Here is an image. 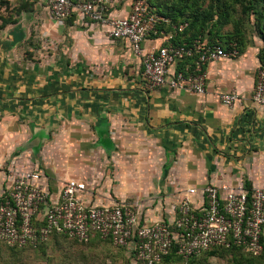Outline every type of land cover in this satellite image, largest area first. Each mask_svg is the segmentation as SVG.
<instances>
[{"label": "crops", "instance_id": "0c3cea01", "mask_svg": "<svg viewBox=\"0 0 264 264\" xmlns=\"http://www.w3.org/2000/svg\"><path fill=\"white\" fill-rule=\"evenodd\" d=\"M132 1L108 0V16L126 17ZM22 2L32 9L0 29V197L10 189L12 173L37 171L53 201L66 181L75 180L87 186L80 195L86 205L135 203L120 184H133L138 162L142 166L156 156L167 195L156 205L138 202L150 222L165 219L192 188H264V107L253 101L259 39L237 58L206 65L203 95L168 85L153 88L128 42L107 38L103 27L77 14L57 28L44 0H0V12ZM37 29L44 31L40 39L50 37L48 44L35 42ZM176 35L167 26L151 33L143 53ZM189 69L187 61L177 63L167 80ZM230 92L238 94L232 108L220 101ZM24 119L34 127L29 135ZM35 133L45 138L39 155L29 144Z\"/></svg>", "mask_w": 264, "mask_h": 264}, {"label": "built area", "instance_id": "2783aa9c", "mask_svg": "<svg viewBox=\"0 0 264 264\" xmlns=\"http://www.w3.org/2000/svg\"><path fill=\"white\" fill-rule=\"evenodd\" d=\"M108 0H44L52 19L65 23L73 14L105 29L107 38L128 42L132 52L141 56L143 76L150 87L168 85L198 95L205 93L206 65L239 56L236 46H207L200 40L174 45L173 37L158 49L143 53L142 43L157 31L160 17L151 0H133L124 18L108 16ZM186 25L174 28L176 33ZM194 60L192 69L177 71V63ZM221 103L232 108L238 102L235 92L220 95ZM253 101L264 107V70L259 69ZM11 187L0 197V241L8 248H37L53 236H63L81 244L99 238L128 251L133 264H161L175 252L183 264L216 248H241L258 257L264 253V188L242 184L207 185L186 191L165 219L150 222L138 202L103 206L86 205L80 195L85 183L68 180L57 201H53L37 171L12 173ZM200 195L197 202L191 198ZM36 223H41L36 227Z\"/></svg>", "mask_w": 264, "mask_h": 264}, {"label": "rangeland", "instance_id": "374dc122", "mask_svg": "<svg viewBox=\"0 0 264 264\" xmlns=\"http://www.w3.org/2000/svg\"><path fill=\"white\" fill-rule=\"evenodd\" d=\"M176 1L177 0H152V2L155 4H160L163 5V7L165 6L170 8L174 6V3ZM225 2L230 3V1ZM203 4L204 7H206L208 5V2L206 1ZM2 7L4 6L2 5ZM230 13L233 16H241L243 20H245V29L247 31L246 48L248 49V47H250L249 45L254 46V42H256L255 39H259V42L262 43L259 49L260 52L264 48V42L262 41L260 32L257 29L258 25L255 21L256 17L251 16L250 19H245V16L242 15L240 5H235V8L233 7V12ZM0 15L8 18L7 20L14 16L12 14V9L9 8L4 9V11L0 12ZM0 24H2L1 20ZM65 24L66 23L60 24L55 22L57 28H62L65 26ZM182 25L187 26V23H183ZM164 27L165 26H162L160 29H163ZM1 28L2 27L0 25V29ZM223 28L224 29L222 30V32L226 33L232 31L233 27L231 24H228ZM173 31H175L174 28ZM36 32L37 39H35V42L38 45H40V43L48 44L50 42L49 40L51 39L48 36L43 35L41 39L39 38V33H44V31L37 29ZM47 32L48 31H45V34ZM175 32H173L172 34H176ZM38 39H40V41ZM231 46L236 45L233 43L232 45H230V47ZM26 53H29L27 49ZM22 124L25 125L27 134L29 135V128L32 127L29 126L30 122L24 119V121H22ZM33 128L34 127H32L31 130H33ZM55 131L57 132L58 130ZM42 140L43 144H45V138H43V134L35 133L34 149L37 150V148H39L40 141ZM139 147L143 146L141 145ZM155 150H157V148H153V151ZM39 151L40 149L37 150L35 154L39 155ZM143 161L144 159H142L140 163H142ZM145 163L147 164L146 168L144 167ZM145 163L141 166V164H139L138 162L137 170L134 172L133 177L131 178L133 180V184L132 182L130 183V185H128V183H121L120 187L123 189L126 188L124 190L125 195H133V198L136 199L135 201L144 203V201L147 200L153 202L154 205H156L157 202L164 203V200L166 198L165 196L167 195L164 187L166 185V180L163 179L159 173L160 169L162 168V160L156 156L152 160H147ZM159 185L161 188H163V191L161 193L158 191ZM159 210L162 209L159 208ZM45 244L46 246H44ZM39 246H41L40 250H38ZM39 246L37 248H24L22 250L13 251L6 247L0 241V264H132L130 261L132 259L130 258L127 250L116 248L111 244L103 241H92L86 245H83L75 243L71 239H63L61 241L59 240V242H52V240L49 239L46 243ZM244 260L245 257H241L238 254L229 253L207 257L202 260L201 264H245ZM256 264H264V261H259Z\"/></svg>", "mask_w": 264, "mask_h": 264}, {"label": "trees", "instance_id": "16d2710c", "mask_svg": "<svg viewBox=\"0 0 264 264\" xmlns=\"http://www.w3.org/2000/svg\"><path fill=\"white\" fill-rule=\"evenodd\" d=\"M206 1L208 2V5L204 7L203 3ZM225 1H230V3H226ZM235 5L241 6L242 15L245 16V19H250L251 16L256 17L255 21L258 25L257 29L260 32L262 41L264 42V0H177L171 8L165 6L163 7V5L155 4L152 0L150 1V6L154 10V13L168 20V23H160V25L157 26V30H160L162 26H167L171 33H173L175 32L173 31V28H178L183 23H187L185 30L180 34L176 33L177 35L174 36L172 40L174 45L180 44L177 37H184L187 38V44H191L195 40H200L207 46L220 44L225 49H229L230 45L234 43L239 53H241L247 45V31L245 29V20H243L241 16H233L230 13L233 12V7L235 8ZM31 9L32 8L29 7L27 2H22L17 7L12 9V14L18 16L21 12L30 11ZM7 19L8 18L0 15V20L2 21L1 27L10 23L14 24L16 22V20L12 17L9 20ZM228 24L232 25V31L223 33V27ZM260 53L259 59L261 61V68L264 69V48ZM29 55L30 54L27 56ZM187 62L191 65V67L194 65L193 59H189ZM40 224L41 223H36V227H39ZM63 239L68 238L63 236H53L51 238L52 242H59V240L61 241ZM92 241L101 240L96 238L90 242ZM74 242L78 243L76 241ZM103 242L109 243L108 241ZM44 246H46V244ZM9 249L13 251L22 250L17 248ZM40 249L41 246L38 247V250ZM229 253L245 257V264H256L259 261H264V253L258 257H252L251 255L243 252L241 248L233 246L231 248H216L209 250L191 258L186 264H201L202 260L207 257ZM130 261L133 264L132 260ZM161 264H183V261L175 254V252H172L164 258Z\"/></svg>", "mask_w": 264, "mask_h": 264}, {"label": "water", "instance_id": "95a60500", "mask_svg": "<svg viewBox=\"0 0 264 264\" xmlns=\"http://www.w3.org/2000/svg\"><path fill=\"white\" fill-rule=\"evenodd\" d=\"M35 137V136H34ZM34 137L31 139V142L29 143L30 144V147L32 150H34V145H35V142H34ZM37 143V142H36ZM27 147V146H26Z\"/></svg>", "mask_w": 264, "mask_h": 264}]
</instances>
